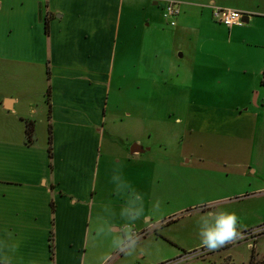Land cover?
<instances>
[{
  "label": "crops",
  "instance_id": "1",
  "mask_svg": "<svg viewBox=\"0 0 264 264\" xmlns=\"http://www.w3.org/2000/svg\"><path fill=\"white\" fill-rule=\"evenodd\" d=\"M168 1L0 0V264H96L87 251L99 237L96 198L102 191L121 200L126 193L145 197L149 170L160 181L153 146L135 137L131 145L142 150L130 151L128 134L115 126L125 117L110 113L109 95L116 66L136 69L141 59L131 50L134 16L143 11L148 26ZM172 1L180 9L176 23L163 17L176 27L175 37L198 35L189 32L192 22L211 20L215 6L249 15L244 24L222 23L225 30L212 33V45L201 52L204 64L174 69L190 92L206 81L220 101L203 104L189 93L193 102L176 118L185 127L178 156L206 172L257 173L264 156V30L255 26L264 24V0ZM193 49L192 59L199 51ZM128 70L122 76L130 80ZM134 76L133 85L150 86L149 76ZM237 85L243 91L230 105L229 87ZM27 120L34 121L30 140ZM204 132L210 138H199ZM238 187L221 202L264 195L261 178ZM117 249H106L97 264L114 263Z\"/></svg>",
  "mask_w": 264,
  "mask_h": 264
},
{
  "label": "rangeland",
  "instance_id": "2",
  "mask_svg": "<svg viewBox=\"0 0 264 264\" xmlns=\"http://www.w3.org/2000/svg\"><path fill=\"white\" fill-rule=\"evenodd\" d=\"M142 15L143 11L136 13L134 23H131L133 26L137 24L131 50L141 57V63L137 60L136 69L130 70L116 66L109 108L110 113L125 117L123 123H116L115 126L120 132L128 134L126 144L130 146L133 138L137 137L146 145L153 146L152 154L157 159L161 179H154L149 170L147 191L142 198H133L126 193L121 197L122 200L124 198L122 201L119 199L121 195L115 197L102 191L104 195L96 198L99 237L96 236V244L89 245L87 251L94 252L97 264L106 249L113 246V239L123 235L130 225L132 230L143 234L136 239L134 250L117 249L121 255L112 264H264V195L244 196L224 202L220 199L229 196L233 189H239L234 188L236 184L247 185L248 178H261L262 181L264 156L258 158L257 173H248L245 178L233 173L206 172L194 168L188 156L182 160L178 156L179 141L184 142L182 136L185 127L176 118H184L188 104L193 102V96L190 98L189 93L194 90L203 104L220 101L207 92L206 81L193 84L190 92L189 83L175 76L174 69H178L180 64L189 71L195 63L204 64L205 56L201 52L212 45V33L225 30L227 25L224 26L212 14L211 20L192 22L189 32L198 35L190 33L175 37L176 27L169 26L161 12L156 10L152 13L153 19H150L152 21L148 26V21ZM255 28L264 30V24L257 22ZM194 45L199 51L192 59ZM183 50L184 56L177 57V52ZM127 70L132 77L130 80L122 76ZM136 71L149 76V87L147 81H142L141 85L131 83ZM154 82L157 84L153 86ZM229 88L232 92L227 100L232 105L244 86ZM258 89L256 87L254 90ZM260 89L264 91L263 87ZM220 90L218 93H222ZM208 91L211 92V89ZM127 112H131V115H126ZM114 114H108L109 123H112ZM206 128L208 126L204 124L202 130ZM146 131L150 134L147 135ZM203 137L210 138L205 132L199 136ZM110 179L108 176V183ZM121 183L126 185V181ZM140 207L143 213L138 219L130 221L126 218L127 213ZM219 211L236 214L239 235L224 246L210 250L201 243L199 226L202 218ZM111 226L119 230L110 231Z\"/></svg>",
  "mask_w": 264,
  "mask_h": 264
},
{
  "label": "clouds",
  "instance_id": "3",
  "mask_svg": "<svg viewBox=\"0 0 264 264\" xmlns=\"http://www.w3.org/2000/svg\"><path fill=\"white\" fill-rule=\"evenodd\" d=\"M143 213V208H137L134 212L126 214L130 221L138 219ZM199 236L202 245L210 250H215L233 241L239 235L238 217L233 212L219 211L209 213L207 217L201 219L199 226ZM136 238L132 233L131 226L123 232V235L113 239V246L116 248H127L129 251L136 247Z\"/></svg>",
  "mask_w": 264,
  "mask_h": 264
},
{
  "label": "built area",
  "instance_id": "4",
  "mask_svg": "<svg viewBox=\"0 0 264 264\" xmlns=\"http://www.w3.org/2000/svg\"><path fill=\"white\" fill-rule=\"evenodd\" d=\"M180 9L178 5L174 3V1L170 0L166 3L163 11V16L169 20V22L173 25L176 23V17L179 14ZM213 17L221 23H224L227 26L232 25H241L244 23L243 16L248 13H245L242 10L236 8L229 7H220L215 6L212 10ZM247 231V230H246ZM134 237L136 239L139 238L143 233H138L137 231L132 230Z\"/></svg>",
  "mask_w": 264,
  "mask_h": 264
},
{
  "label": "trees",
  "instance_id": "5",
  "mask_svg": "<svg viewBox=\"0 0 264 264\" xmlns=\"http://www.w3.org/2000/svg\"><path fill=\"white\" fill-rule=\"evenodd\" d=\"M262 83L264 84V75L262 78ZM33 132H34V121L27 120L26 121V136H27L28 140H30L32 138ZM49 140L51 142V129L49 131ZM50 155H51V146H50Z\"/></svg>",
  "mask_w": 264,
  "mask_h": 264
},
{
  "label": "water",
  "instance_id": "6",
  "mask_svg": "<svg viewBox=\"0 0 264 264\" xmlns=\"http://www.w3.org/2000/svg\"><path fill=\"white\" fill-rule=\"evenodd\" d=\"M249 20V15H244L243 16V21L244 22H248ZM142 148L140 147V145H138L137 143H133L131 146H130V151L131 152H135V151H141Z\"/></svg>",
  "mask_w": 264,
  "mask_h": 264
}]
</instances>
